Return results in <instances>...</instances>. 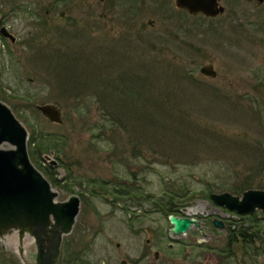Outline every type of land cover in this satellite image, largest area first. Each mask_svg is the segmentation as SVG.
Masks as SVG:
<instances>
[{"label": "rangeland", "instance_id": "374dc122", "mask_svg": "<svg viewBox=\"0 0 264 264\" xmlns=\"http://www.w3.org/2000/svg\"><path fill=\"white\" fill-rule=\"evenodd\" d=\"M219 2L224 12L207 17L174 0H0L15 36H0V100L26 128L33 165L56 178V199L80 198L55 264H264L260 210L248 249L227 248L211 228L175 236L155 203L174 197L178 215L246 226L250 215L220 210L208 189L264 185V2ZM209 63L215 77L199 71ZM12 235L0 264L34 262L33 238L21 259Z\"/></svg>", "mask_w": 264, "mask_h": 264}, {"label": "water", "instance_id": "95a60500", "mask_svg": "<svg viewBox=\"0 0 264 264\" xmlns=\"http://www.w3.org/2000/svg\"><path fill=\"white\" fill-rule=\"evenodd\" d=\"M175 5L190 15L215 17L225 8L219 0H174ZM258 3L264 0H257ZM0 33L15 40V36L2 26ZM207 77H215L212 64L199 69ZM36 109L49 121L62 123L61 109L53 103L35 105ZM27 130L12 110L0 101V236L6 232L17 231L19 239L27 233L33 237L37 246L34 264H55L60 254L63 235L71 232L79 211L80 198L71 194L66 200H56L58 192L51 187L49 180L32 164L27 151ZM7 142L11 148H1ZM210 198L219 206L239 214L260 210L264 213V189L250 188L242 194L234 195L228 191L211 193ZM170 232L175 236L185 234L199 222L189 216L170 214ZM215 226L223 224L213 221ZM149 242V239H147ZM159 258L154 251L153 259ZM120 264H132L121 259Z\"/></svg>", "mask_w": 264, "mask_h": 264}, {"label": "flooded vegetation", "instance_id": "af4514ba", "mask_svg": "<svg viewBox=\"0 0 264 264\" xmlns=\"http://www.w3.org/2000/svg\"><path fill=\"white\" fill-rule=\"evenodd\" d=\"M220 3V2H219ZM174 4H175V1H174ZM176 6V5H175ZM177 7V6H176ZM178 8V7H177ZM178 9H180V8H178ZM180 10H183V9H180ZM46 14H48V11H46ZM60 14L62 15V14H64V12H60ZM216 17V16H215ZM5 22L4 21V17L2 16V15H0V28L2 27V26H4L6 29H7V31L9 32V33H11L9 30H8V28L4 25V23L3 22ZM28 33H30V31L28 32ZM12 34V33H11ZM0 36L2 37V38H5V39H8L10 42H12V43H14L15 42V40L14 41H12L11 40V38H9V37H5V36H3L1 33H0ZM261 189H263V188H261ZM242 193V192H241ZM217 208H220V210H225L226 211V213L227 214H236L238 217H244V216H246V215H248V214H246V215H240V214H238V213H235V212H232V211H229L228 209H226L225 207H222V206H218ZM186 208H184V210H185ZM195 214H197V213H195ZM190 217V216H189ZM191 218H194V219H196L198 222H199V225H200V228H201V231L199 230V228L198 227H194L196 230H197V232H198V234H199V236H202V237H205V238H209V237H207L208 236V234L204 231V229L205 230H209L210 228L212 229V232H213V230H216V235L217 236H221V235H223V234H226V240H227V242H226V245H227V248H229L230 247V245L232 244H235V243H238V242H241V245L243 246V240H244V238L245 237H241L240 235H239V229L240 228H243V229H245V230H248V233H251V231L252 230H254L253 228H251L252 226H250V223H248L246 226H244V224L243 223H240V220H235V219H228V217H224V219H218V218H216V217H212V218H205V217H203V216H201V215H193V216H191ZM226 218V219H225ZM214 220H218V221H220L222 224H223V228H220V227H217V226H215V224H214ZM264 220V213L261 211V222ZM258 225H259V223H257ZM191 229V228H190ZM189 229V230H190ZM218 229V230H217ZM188 230V231H189ZM241 231H244V230H241ZM240 231V232H241ZM187 233V232H186ZM260 233V231H258V235H260L259 234ZM235 234H238V236L237 237H235ZM211 235H213V233H210V235L209 236H211ZM258 235H256V237H258ZM253 240H255V237H253ZM264 242V231L262 230V228H261V243H263ZM200 244L201 243H197V244H195V245H193V247H201V248H203V249H207V250H210V249H212L210 246H200ZM181 245H183L184 247L186 246H189L190 244H187V243H181ZM264 253V252H263Z\"/></svg>", "mask_w": 264, "mask_h": 264}, {"label": "trees", "instance_id": "16d2710c", "mask_svg": "<svg viewBox=\"0 0 264 264\" xmlns=\"http://www.w3.org/2000/svg\"><path fill=\"white\" fill-rule=\"evenodd\" d=\"M61 48L62 49H65V48L68 49L67 45L65 46V44ZM36 139H37V137H34L33 134H32V136H31V138L29 140V144L32 143L36 148H38L39 147V142L37 141L38 139L37 140ZM41 148L45 149V146L41 147ZM51 148H54V146L51 147ZM38 149H40V148H38ZM31 156H32V152H31ZM41 170H42L43 174H45L47 176V178L49 179L51 184L58 186L57 180H56V178L54 176L49 175V173H47V171H45L42 168H41ZM259 186L261 188L264 187L263 183H261V185H259ZM248 188H250V187H247L245 189H248ZM121 189L124 192V194H129V192H130L129 189H126V188H121ZM121 189L118 190V192H116V193L117 194H123V192L119 193L121 191ZM241 190H244V188H242V187H234V188L231 187V188H229V191L234 193V194L239 193ZM211 192H213V189H208L206 197L209 198V194ZM161 199H163V197ZM174 200H175L174 197H170V198L167 199L166 203L165 202H161L160 200L158 202H155L157 204V210L162 212L166 217H168L169 214H179L180 207H182V206H179V204H177V201H174ZM158 207H159V209H158ZM250 217H251L250 226H252L251 228H253L254 230H252L251 233H248V230H245L243 228L239 229V235L241 237H245L242 244H243V246H245L246 249H248L247 247L250 246L251 239L253 240V237H256V235L258 234V231L260 230V227H259L260 224L259 225L257 224V223H259L257 217L255 215H250ZM241 230H244V231H241ZM237 236H238V234H235V237H237ZM249 238H251V239H249ZM137 263H138V261L137 262L134 261L133 264H137Z\"/></svg>", "mask_w": 264, "mask_h": 264}, {"label": "bare ground", "instance_id": "6f19581e", "mask_svg": "<svg viewBox=\"0 0 264 264\" xmlns=\"http://www.w3.org/2000/svg\"><path fill=\"white\" fill-rule=\"evenodd\" d=\"M16 238V237H15ZM28 239H30V242L32 243V239L29 237V236H25V238H24V242L23 243H25Z\"/></svg>", "mask_w": 264, "mask_h": 264}]
</instances>
